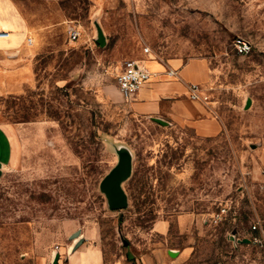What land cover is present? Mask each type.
I'll return each mask as SVG.
<instances>
[{
  "label": "rangeland",
  "instance_id": "1",
  "mask_svg": "<svg viewBox=\"0 0 264 264\" xmlns=\"http://www.w3.org/2000/svg\"><path fill=\"white\" fill-rule=\"evenodd\" d=\"M16 1L31 24L58 26L29 57L0 54V123L13 127L16 146L0 172V264H70L72 233L93 229L103 263L114 264L153 247L152 224L163 218L165 242L191 247L182 264H264L249 230L264 220V0ZM237 37L248 53L236 52ZM143 55L204 57L200 87L223 131L202 137L127 113L112 90L104 99L120 65ZM121 151L131 163L127 206L112 210L99 183ZM184 214L193 220L180 233L174 217Z\"/></svg>",
  "mask_w": 264,
  "mask_h": 264
},
{
  "label": "crops",
  "instance_id": "2",
  "mask_svg": "<svg viewBox=\"0 0 264 264\" xmlns=\"http://www.w3.org/2000/svg\"><path fill=\"white\" fill-rule=\"evenodd\" d=\"M56 26L53 23L35 26L27 21L16 0H0V30L8 33L0 37V54L6 59L16 55L29 57L42 42L40 36L46 40L51 39ZM138 61L151 72L149 80L130 98L122 97L117 85L112 84V89L101 88L104 99L109 101V92L112 90L115 97L122 101L127 113L153 120L164 119V123L189 125L202 137L217 136L223 131V122L212 111L209 102L189 97L188 85H204L209 77V66L204 57H175L158 61L143 55ZM168 69H173L175 73L168 74ZM12 130L13 127L11 129L0 123V172L11 168L15 161L16 146ZM60 158L66 161L72 159L71 154L67 153H63ZM258 158L264 170V147L259 149ZM191 220L193 216L189 214L174 217L180 233L187 231ZM170 225L171 219L155 220L151 230L160 240L154 242L153 247L136 254L126 251L114 264H182L191 253V247L168 245L165 242ZM99 237L96 229L91 233L84 232L83 235L78 231L73 247H79L69 259L70 264H104L102 250L97 242ZM91 239L95 242H89ZM169 249L175 251V254L170 255ZM129 255L131 259H128Z\"/></svg>",
  "mask_w": 264,
  "mask_h": 264
},
{
  "label": "built area",
  "instance_id": "3",
  "mask_svg": "<svg viewBox=\"0 0 264 264\" xmlns=\"http://www.w3.org/2000/svg\"><path fill=\"white\" fill-rule=\"evenodd\" d=\"M8 33L4 30H0V37H5ZM78 32L74 29L69 31L70 40H75L77 38ZM236 52L239 54L248 53L250 50V44L237 37L233 41ZM143 51L148 53L149 48L147 46L143 47ZM167 73L173 75L175 71L173 69H168ZM151 72L142 64L138 59H128L125 60L115 73L116 84L118 90L122 97L130 98L132 97L140 88L143 86L150 78ZM189 86V97L193 100H205L206 96L202 91L201 87L196 83H191ZM226 205L219 206L211 215V220L218 222L226 214ZM249 230L254 233L251 238L253 242H264V220L260 218H255L251 221Z\"/></svg>",
  "mask_w": 264,
  "mask_h": 264
},
{
  "label": "water",
  "instance_id": "4",
  "mask_svg": "<svg viewBox=\"0 0 264 264\" xmlns=\"http://www.w3.org/2000/svg\"><path fill=\"white\" fill-rule=\"evenodd\" d=\"M130 164L127 152L121 151L117 163L114 164L99 183L100 192H104L107 204L112 210L122 209L127 206V195L122 187V182L130 175ZM75 235H78V231L73 233V236ZM168 253L174 255L175 251L169 249Z\"/></svg>",
  "mask_w": 264,
  "mask_h": 264
},
{
  "label": "trees",
  "instance_id": "5",
  "mask_svg": "<svg viewBox=\"0 0 264 264\" xmlns=\"http://www.w3.org/2000/svg\"><path fill=\"white\" fill-rule=\"evenodd\" d=\"M260 245H264V242H258ZM128 259H131L130 255L128 256Z\"/></svg>",
  "mask_w": 264,
  "mask_h": 264
}]
</instances>
